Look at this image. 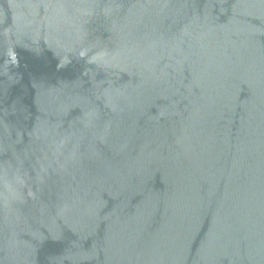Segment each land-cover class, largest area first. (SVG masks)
Listing matches in <instances>:
<instances>
[{
	"label": "water",
	"instance_id": "obj_1",
	"mask_svg": "<svg viewBox=\"0 0 264 264\" xmlns=\"http://www.w3.org/2000/svg\"><path fill=\"white\" fill-rule=\"evenodd\" d=\"M0 264H264V0H0Z\"/></svg>",
	"mask_w": 264,
	"mask_h": 264
}]
</instances>
